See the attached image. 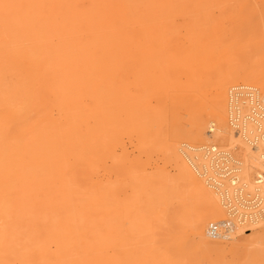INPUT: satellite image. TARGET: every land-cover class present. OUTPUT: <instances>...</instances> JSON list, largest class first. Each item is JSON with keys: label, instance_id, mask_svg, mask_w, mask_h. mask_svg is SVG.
I'll use <instances>...</instances> for the list:
<instances>
[{"label": "rangeland", "instance_id": "374dc122", "mask_svg": "<svg viewBox=\"0 0 264 264\" xmlns=\"http://www.w3.org/2000/svg\"><path fill=\"white\" fill-rule=\"evenodd\" d=\"M0 47L7 264H264V223L206 237L228 214L180 151L264 93V0H0Z\"/></svg>", "mask_w": 264, "mask_h": 264}, {"label": "bare ground", "instance_id": "6f19581e", "mask_svg": "<svg viewBox=\"0 0 264 264\" xmlns=\"http://www.w3.org/2000/svg\"><path fill=\"white\" fill-rule=\"evenodd\" d=\"M1 53L2 52H0V54ZM2 69L3 63L2 58H0V116L7 111V105L4 97H2L1 90L3 84ZM261 92L257 86L252 84H242V86L233 85L227 88L225 92V118L228 127L232 131L223 127L224 135H227L228 140L227 147L224 150H219L216 146L192 147L187 144L182 145L184 148L180 150L181 153L187 157L198 175L203 178V181L206 183L205 185L214 190L212 195L215 197V200L218 201L221 208L225 209L228 214L225 218L211 220L206 224L205 235L209 239L232 238L234 234L242 232L241 225L246 221H249L256 227L264 223V93ZM221 108L223 109V107ZM6 117L4 119H7ZM7 124L8 123L5 125L7 126ZM213 126V123L209 126L212 133L215 131V135L221 133V129L217 128L216 130ZM2 131H4V128L0 124V133ZM218 137L217 135L216 138ZM8 140L9 139H7V141ZM209 141L212 142V139ZM8 142L11 143L10 141ZM1 145H5V143L0 141V146ZM236 146L244 148L245 155L242 160L236 159L231 154L230 150H226L233 149ZM184 149L188 151L189 154H187ZM3 150L5 149L3 148ZM8 164L10 163L7 162L6 164L5 161V166L7 165L8 167ZM250 167L256 170V177L253 181H251L247 175V171ZM4 177L6 176L3 175L1 179L3 178L2 180H4ZM2 187L4 188L5 186ZM11 187H13V185ZM4 189L0 190L3 192ZM5 190H8V188ZM243 192H246L245 194H248L247 192H252L254 194L253 201L246 199L243 196ZM38 194H40V192ZM10 195L13 194L6 195V200H8ZM0 212H2L1 207ZM225 222H229L227 234H220L212 237L209 233V225L215 223L221 226ZM9 224L11 223L8 222V224L5 225L9 226ZM5 225L4 228L2 227L3 231H9L12 224L9 226V229L6 228L8 226ZM8 253V249L0 242V264H4L8 261Z\"/></svg>", "mask_w": 264, "mask_h": 264}, {"label": "built area", "instance_id": "2783aa9c", "mask_svg": "<svg viewBox=\"0 0 264 264\" xmlns=\"http://www.w3.org/2000/svg\"><path fill=\"white\" fill-rule=\"evenodd\" d=\"M229 227V222L223 223L221 226H218L215 223L209 225V233L212 237L218 236L220 234H227V228Z\"/></svg>", "mask_w": 264, "mask_h": 264}]
</instances>
